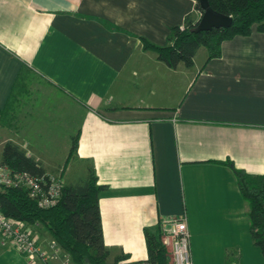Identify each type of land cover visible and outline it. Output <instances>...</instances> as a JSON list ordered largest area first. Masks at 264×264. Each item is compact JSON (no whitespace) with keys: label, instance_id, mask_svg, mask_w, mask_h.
<instances>
[{"label":"crops","instance_id":"1","mask_svg":"<svg viewBox=\"0 0 264 264\" xmlns=\"http://www.w3.org/2000/svg\"><path fill=\"white\" fill-rule=\"evenodd\" d=\"M188 14L200 15L195 0H0V111L23 65L30 88L39 85L20 96L17 128L0 125L1 138L47 166L37 148L45 132L55 117L65 116L63 129L74 120L78 158L107 186L104 240L110 256L127 255L119 264L148 258L145 228L183 216L194 264L259 250L228 162L264 173V32L254 24L216 57L199 49L191 67L143 50L142 37L166 45ZM165 73L185 79L169 91ZM0 264L30 263L0 236Z\"/></svg>","mask_w":264,"mask_h":264},{"label":"trees","instance_id":"2","mask_svg":"<svg viewBox=\"0 0 264 264\" xmlns=\"http://www.w3.org/2000/svg\"><path fill=\"white\" fill-rule=\"evenodd\" d=\"M195 1L200 15L196 17L188 14L183 25L172 27L166 45H157L141 38L143 48L155 51L157 58L171 68L179 65L193 66L201 47L206 48L209 58L221 55L223 41L236 35L250 34L254 24L259 31L264 32V0H209L213 9L232 16L233 24L198 32L192 29L199 23L203 9L199 0ZM31 72L29 67L23 65L12 85L7 104L0 111V124L3 126L14 127L17 119L14 110L20 96L28 91ZM78 141L79 131L70 145V154L77 151ZM228 164L237 176L243 198L249 204L247 214L250 219V233L254 244L264 256V173L251 174L236 167L232 161ZM3 166L15 172H29L32 176L48 179L41 160L29 155L12 140L5 142L2 147L0 168ZM106 188L105 184H99L96 171L91 166L87 176L63 186L54 205L43 207L35 198L30 197L24 185L0 183V209L6 216L17 221L31 225L40 224L71 255L76 264H119L127 255L110 256L111 249L104 240L99 198ZM162 226L160 222L155 229L145 228L149 256L132 264H171L169 250L161 239Z\"/></svg>","mask_w":264,"mask_h":264},{"label":"built area","instance_id":"3","mask_svg":"<svg viewBox=\"0 0 264 264\" xmlns=\"http://www.w3.org/2000/svg\"><path fill=\"white\" fill-rule=\"evenodd\" d=\"M49 177L39 178L29 172H15L7 166L0 168V183L24 185L30 197L35 198L43 207L54 205L62 190V185ZM0 236L10 242L30 264H76L55 240L41 238L29 224L6 216L1 209ZM162 241L170 248L173 264H194L186 216L164 221Z\"/></svg>","mask_w":264,"mask_h":264},{"label":"rangeland","instance_id":"4","mask_svg":"<svg viewBox=\"0 0 264 264\" xmlns=\"http://www.w3.org/2000/svg\"><path fill=\"white\" fill-rule=\"evenodd\" d=\"M202 49L204 50L205 47H201L200 48V50H202ZM143 50L144 51H151L154 55L157 56L156 52L153 51V50H147V49H144V48H143ZM197 54H198L197 55V59L200 61V59L203 56L202 51H200V53H197ZM165 74L167 75V73H165ZM173 75L174 76L176 75V77L174 78ZM173 79L177 81L176 84L178 86L180 84V82L184 81L185 76L182 73H174V74L172 73V74H168L166 77L163 76L161 80H162L163 83H167V89H169V91H171L172 87H168V84L172 85V82L174 81ZM34 80L35 79H33V81ZM37 84H38L37 81H35L33 83V86L31 85L33 87V91L35 93H37L36 90H37V88L39 86ZM31 88H30V86L28 84V91ZM174 88L176 89L177 87H174ZM26 93L24 95H26ZM20 101H21V99H20ZM18 103H17V105H18ZM15 110H16V108H15ZM15 115H17L16 112H15ZM64 118H65V116H59V117H55L54 118V120L52 122H54L53 126L56 129L54 131H52V130H49L48 132L44 131L47 134V138L44 139V141H43L44 144L41 145L42 147H39V146L37 147L38 150L41 152V155L43 156V159L46 161V164H47V166H45L46 174H47L46 176L47 177L51 176V178H53L56 182H59L62 185L61 188H63V186H65L66 184L76 182L81 177L87 176L88 169L92 166L91 162L89 160H80L78 158V155H77L76 151L74 152V154H70V149H71L70 145L72 144L73 139L76 136V132H78V131L75 130V131L70 133L71 127H73L75 125L74 120H72L70 125L67 124L65 129L60 128L62 126V124H63L62 123V119H64ZM16 124L18 125L17 119L14 122V127H13L14 129L17 128ZM0 125L3 126L2 124H0ZM3 127L9 128L8 126H3ZM22 133L25 136L26 132H22ZM50 136L52 137V141L51 142L49 141L50 140ZM54 139H56L57 142H60L58 144V146L56 145ZM7 141L8 140H5V139L3 140L1 138V133H0V156H1L2 147H3L4 143L7 142ZM68 141L71 144L68 145L69 148L66 149V146H63V144L67 143ZM56 162H59V163H56ZM37 225L40 226V227H36L34 225H31V224H29V227L31 226L32 230L35 233H37V235L40 236V237H41V234H40L41 233V229L43 230V232H47L50 235V233L46 229H44L40 224H37ZM162 229H163V226H162ZM161 239H162V236H161ZM51 240H53V239H51ZM167 248L169 250V254H170L169 256H170L171 264H173L170 248L169 247H167ZM253 250H254L253 247H252L251 250H247L246 248L245 249L242 248V254H239L238 252H235L234 256L232 255V257H230V255H229V260H228L227 264H234V263H236V264H264V256L261 253V251L258 250V248H257V249H255V250H257V254H254ZM239 256H240L241 259H239ZM234 258L237 261H234ZM111 259H113V258H111ZM213 260H211V259L209 260L207 258L206 259L202 258L201 261H205V263L206 262L209 263L210 261L213 262Z\"/></svg>","mask_w":264,"mask_h":264},{"label":"water","instance_id":"5","mask_svg":"<svg viewBox=\"0 0 264 264\" xmlns=\"http://www.w3.org/2000/svg\"><path fill=\"white\" fill-rule=\"evenodd\" d=\"M203 9V14L197 26L192 31L198 32L202 30H210L214 27H229L233 24V17L216 11L210 5L209 0H199Z\"/></svg>","mask_w":264,"mask_h":264}]
</instances>
